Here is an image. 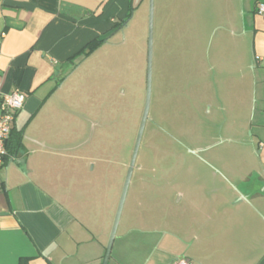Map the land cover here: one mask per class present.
I'll list each match as a JSON object with an SVG mask.
<instances>
[{
	"label": "rangeland",
	"instance_id": "374dc122",
	"mask_svg": "<svg viewBox=\"0 0 264 264\" xmlns=\"http://www.w3.org/2000/svg\"><path fill=\"white\" fill-rule=\"evenodd\" d=\"M139 1L107 43L66 64L62 88L50 100L57 109L47 113L48 135H59L63 148L76 144L70 151L78 156L61 159L59 192L94 235L107 231L104 247L145 101L149 0ZM230 4L234 0L153 1L150 105L113 253L130 227L174 231L206 216L201 199L223 181L222 169L244 165L250 129L238 122L244 106L252 111V78L231 61L238 51L229 45L237 39L246 48L243 66L251 46L239 38L240 16L226 13ZM91 245L90 253L103 254V246Z\"/></svg>",
	"mask_w": 264,
	"mask_h": 264
},
{
	"label": "crops",
	"instance_id": "0c3cea01",
	"mask_svg": "<svg viewBox=\"0 0 264 264\" xmlns=\"http://www.w3.org/2000/svg\"><path fill=\"white\" fill-rule=\"evenodd\" d=\"M130 1L0 0V89L25 94L0 167V264L102 262L107 231L96 236L78 220L56 182L61 159L77 160L70 151L76 144L63 148L59 135H48L47 113L57 109L50 100L62 88L66 64L81 58L70 62V57L93 39L107 43ZM258 1L264 0H234L226 8L232 20L240 16L239 38L251 46L243 66L246 42L241 41L245 49L237 39L229 45L238 51L231 61L240 62L243 71L247 67L252 78V111L244 106L238 122L250 129L244 165L222 169L223 181L201 199L206 216L174 231L130 227L107 264H170L178 256L192 264H264V18L256 13ZM72 129L75 139L78 124ZM133 232L140 236L132 237ZM93 242L104 247L103 254L90 253Z\"/></svg>",
	"mask_w": 264,
	"mask_h": 264
},
{
	"label": "water",
	"instance_id": "95a60500",
	"mask_svg": "<svg viewBox=\"0 0 264 264\" xmlns=\"http://www.w3.org/2000/svg\"><path fill=\"white\" fill-rule=\"evenodd\" d=\"M153 1L154 0H149L145 101H144V106H143L141 119H140L139 126H138V129H137V134H136V138H135L134 147H133V150H132V153H131L129 164H128L127 171H126V174H125V178H124V181H123V185H122V188H121V192H120L117 208H116V211H115V215H114V218H113V222H112V225H111V229H110V232H109V236H108V240H107V243H106V246H105V252H104L101 264H107L108 263V259H109V256H110V252H111L113 240H114V237H115L117 225H118V222H119V218H120V214H121V211H122V207H123V204H124V201H125V197H126V193H127V190H128V186H129V183H130V180H131V176H132V173H133V169H134V166H135V160H136L137 152H138V149H139L142 133H143V130H144L145 123L147 121V116H148V111H149L150 95H151V61H152L153 8H154ZM127 20L128 19H126L123 22L122 26H124L126 24Z\"/></svg>",
	"mask_w": 264,
	"mask_h": 264
},
{
	"label": "built area",
	"instance_id": "2783aa9c",
	"mask_svg": "<svg viewBox=\"0 0 264 264\" xmlns=\"http://www.w3.org/2000/svg\"><path fill=\"white\" fill-rule=\"evenodd\" d=\"M256 13L264 18V1H259ZM25 94L19 90L4 92L0 89V167L7 154V141L11 134L15 114L23 107ZM170 264H192L185 256L174 258Z\"/></svg>",
	"mask_w": 264,
	"mask_h": 264
},
{
	"label": "trees",
	"instance_id": "16d2710c",
	"mask_svg": "<svg viewBox=\"0 0 264 264\" xmlns=\"http://www.w3.org/2000/svg\"><path fill=\"white\" fill-rule=\"evenodd\" d=\"M133 8H134V5H133L132 1H130L128 11H127L125 17L121 20V22L118 23V27L121 28L123 25V22L126 19H129L131 17V11L130 10H132ZM104 41H105V39H93V40L89 41L78 53H76L75 55L70 57L69 61L70 62L73 61V59L76 57L86 58L87 56H89V54H91L95 50V48L97 46L101 45ZM18 146H20L19 143H18L17 147ZM6 147L8 149V143L6 144Z\"/></svg>",
	"mask_w": 264,
	"mask_h": 264
}]
</instances>
